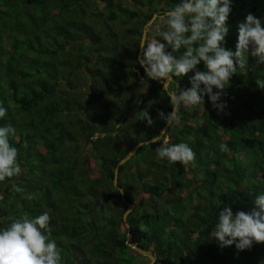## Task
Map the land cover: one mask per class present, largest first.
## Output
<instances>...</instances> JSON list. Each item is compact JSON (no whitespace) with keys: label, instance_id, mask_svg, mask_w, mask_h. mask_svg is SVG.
I'll list each match as a JSON object with an SVG mask.
<instances>
[{"label":"trees","instance_id":"16d2710c","mask_svg":"<svg viewBox=\"0 0 264 264\" xmlns=\"http://www.w3.org/2000/svg\"><path fill=\"white\" fill-rule=\"evenodd\" d=\"M179 2L0 0V107L7 109L0 127L15 129L8 139L22 170L0 182V228L47 212L61 264H146L126 242L152 253V264H264V243L237 250L210 236L224 207L249 212L264 193V88L257 85L264 64L251 55L246 74L238 69L223 90V111L205 95L203 105L181 109L180 123L167 125L158 143L137 146L118 166L116 184L133 204L126 224L121 219L113 165L156 135L165 122L158 111L171 109L162 83L136 59L141 29L161 14L145 30L166 43L156 32L167 30L164 12ZM230 7L223 46L235 51L248 14L264 27V0H230ZM195 70H206L202 61ZM195 70L174 76L169 90L190 87ZM144 111L155 119L151 127L140 120ZM164 141L187 143L195 160L157 159Z\"/></svg>","mask_w":264,"mask_h":264},{"label":"clouds","instance_id":"9594fccd","mask_svg":"<svg viewBox=\"0 0 264 264\" xmlns=\"http://www.w3.org/2000/svg\"><path fill=\"white\" fill-rule=\"evenodd\" d=\"M230 12V0H180L164 14L167 30L156 32L166 43L157 38L149 40L147 29L138 41L141 50L139 65L149 79L162 83L170 99L172 111L168 114L158 111L159 118L169 127L180 123L178 113L182 108L188 110L203 105L205 95L215 109L223 111L226 107V103L221 101L223 90L238 69L246 74L248 55L255 59L257 65L264 64V27L261 20L252 14L238 24L235 51L223 46ZM168 48L171 51H167ZM182 48L184 51L179 58L173 55ZM201 61L206 70H195ZM193 70L190 87L179 88L176 84L173 90H169V82L174 76L181 77ZM257 85L264 88V79H258ZM6 114L7 109L0 107V118ZM140 120L149 126L154 123L147 111L142 113ZM14 132L11 125L0 127V182L18 177L22 171L17 161L18 150L8 139ZM159 140L160 136L152 137L151 143ZM219 147L223 151L227 146L220 144ZM156 157L167 160L169 164L188 165L195 160V153L187 143L170 145L164 141L156 149ZM14 191L22 192L24 189L14 185ZM26 198L32 199L31 196ZM50 219L47 212L35 218L24 215L0 228V264H61V251L55 240L49 239ZM210 236L219 246L235 244L237 250L264 243V193L256 195L254 207L249 212L233 214L230 207H224Z\"/></svg>","mask_w":264,"mask_h":264},{"label":"water","instance_id":"95a60500","mask_svg":"<svg viewBox=\"0 0 264 264\" xmlns=\"http://www.w3.org/2000/svg\"><path fill=\"white\" fill-rule=\"evenodd\" d=\"M168 11V10H167ZM166 12V11H165ZM165 12H164V14H165ZM159 15H161V14H159V13H157V12H153L152 14H151V16L146 20V22L143 24V27H142V29H141V33H140V37H139V40H140V38L143 36V34L145 33V27L152 21V19L154 18V17H156V16H159ZM141 55V50H140V47H139V45H138V47H137V52H136V59H137V61H138V58H139V56ZM142 69L144 70V68L142 67ZM172 111V108L170 109V111H169V113ZM166 127H167V123L166 122H164V124L161 126V128H160V130L156 133V135H154L153 137H155V136H160L162 133H163V131L166 129ZM151 139H152V137H149V138H145V139H141V140H139V141H137L124 155H123V157L122 158H120L119 160H117L115 163H114V165H113V168H112V179H111V181H112V185L114 186V187H116L117 188V190L119 191V193H120V196H121V199H122V201H124L125 202V206H124V209H123V211H122V213H121V219L123 220V222H124V224H126V221H125V217H126V214L132 209V206H133V204L131 203V202H128V201H126L125 200V198H124V195L123 194H121V190H123L120 186H118L117 184H116V176H117V168H118V166L126 159V158H128L133 152H134V150L136 149V147L137 146H139V145H141V144H144V143H148V142H151ZM127 243V245H129L130 247H132L133 249H135L136 251H138L139 253H143V254H145L148 258H149V260H148V262L146 263V264H152V262H153V260H154V255L152 254V253H150L148 250H145V249H142V248H140V247H138V246H136L134 243H130V242H126Z\"/></svg>","mask_w":264,"mask_h":264},{"label":"rangeland","instance_id":"374dc122","mask_svg":"<svg viewBox=\"0 0 264 264\" xmlns=\"http://www.w3.org/2000/svg\"><path fill=\"white\" fill-rule=\"evenodd\" d=\"M152 119L154 120V123H155V119H154V118H152ZM154 123H153V124H154ZM151 126H152V125H151ZM151 126L148 125V127H151ZM140 254H141V255H145V254H143V253H140ZM135 258H136L137 261H141V260H142V258H140V257H138V256H135Z\"/></svg>","mask_w":264,"mask_h":264}]
</instances>
